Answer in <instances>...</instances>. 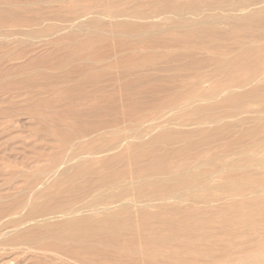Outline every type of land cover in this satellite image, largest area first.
<instances>
[{
	"label": "rangeland",
	"instance_id": "rangeland-1",
	"mask_svg": "<svg viewBox=\"0 0 264 264\" xmlns=\"http://www.w3.org/2000/svg\"><path fill=\"white\" fill-rule=\"evenodd\" d=\"M34 1L0 0V264H264V16H248L264 2L251 7L260 0ZM124 200L130 204L120 208ZM108 203L119 209L91 224L72 227L62 218Z\"/></svg>",
	"mask_w": 264,
	"mask_h": 264
},
{
	"label": "bare ground",
	"instance_id": "bare-ground-1",
	"mask_svg": "<svg viewBox=\"0 0 264 264\" xmlns=\"http://www.w3.org/2000/svg\"><path fill=\"white\" fill-rule=\"evenodd\" d=\"M35 1H36V0H35ZM35 1H34V2H35ZM39 1H40V0H39ZM41 1H42V0H41ZM46 1H48V0H46ZM57 1H58V0H57ZM60 1H62V0H60ZM83 1H84V0H83ZM97 1H98V0H97ZM99 1H100V0H99ZM108 1H109V0H108ZM227 1H228V0H227ZM247 1H248V0H247ZM256 1H257V0H256ZM44 2H45V1H44ZM49 2H50V1H49ZM90 2H91V1H90ZM94 2H95V1H94ZM115 2H116V0H115ZM118 2H119V1H118ZM249 2H251V1L249 0ZM263 2H264V0H260V1L255 2V3L251 2V3L248 4V6H251V7H252V6H254V5L256 6V4L261 5L260 3H263ZM24 3H25V2H24ZM113 3H114V2H113ZM14 4H15V3H14ZM31 4H32V3H31ZM71 4H72V3H71ZM103 4H104V2H103ZM123 4H124V3H123ZM184 4H185V3H184ZM198 4H199V3H198ZM215 4H217V2H216ZM218 4H219V3H218ZM218 4H217V5H218ZM22 5H23V4H22ZM28 5H29V4H28ZM38 5H39V4H38ZM66 5H67V4H66ZM91 5H92V4H91ZM219 5H221V4H219ZM9 6H10V5H9ZM14 6H15V5H14ZM41 6H42V5H41ZM103 6H104V5H103ZM132 6H133V5H132ZM195 6H196V5H195ZM215 6H216V5H215ZM73 7H74V6H73ZM178 7L181 8L182 6H181V7L178 6ZM191 7H192V5H191ZM232 7H233V6H232ZM236 7H237V6H236ZM246 7H247V6H246ZM246 7H244V8H246ZM251 7H250V8H251ZM19 8H20V7H19ZM22 8H23V7H22ZM26 8H27V7H26ZM30 8H33V7H30ZM35 8H37V7L35 6ZM38 8H39V7H38ZM45 8H46V7H45ZM62 8H63V7H62ZM182 8H183V7H182ZM184 8H186V7H184ZM202 8H203V6H202ZM202 8H200V9H202ZM205 8H206V7H205ZM230 8H231V7H230ZM250 8H249V9H250ZM67 9H68V8H67ZM71 9H72V8H71ZM93 9H94V8H93ZM233 9H234V7H233ZM249 9L246 8V10H249ZM8 10H9V9H8ZM11 10H12V9H11ZM28 10H30V9H28ZM32 10H33V9H32ZM60 10H61V9H60ZM62 10H63V9H62ZM184 10H185V9H184ZM187 10H188V9H187ZM222 10H223V9H222ZM236 10H237V9H236ZM241 10H242V8H241ZM246 10H245V11H246ZM19 11H20V10H19ZM22 11H23V10H22ZM91 11H92V10H91ZM197 11H198V10H197ZM215 11H216V10H215ZM234 11H235V10H234ZM237 11H239V10H237ZM23 12H24V11H23ZM25 12H26V11H25ZM25 12H24V13H25ZM33 12H34V11H33ZM61 12H62V11H61ZM180 12H183V11H180ZM199 12H201V10H200ZM224 12H225V10H224ZM229 12H230V11H229ZM243 12H244V9H243ZM66 13H67V12H66ZM202 13H203V12H202ZM204 13H205V12H204ZM226 13H227V11H226ZM85 14H86V13H85ZM99 14H100V13H99ZM99 14H98V15H99ZM107 14H108V13H107ZM168 14H169V13H168ZM192 14H193V13H192ZM10 15H11V14H10ZM173 15H175V14H173ZM190 15H191V14H190ZM201 15H202V14H201ZM39 16H41V15H39ZM99 16H100V15H99ZM101 16H102V15H101ZM112 16H113V15H112ZM114 16H115V15H114ZM114 16H113V17H114ZM124 16H125V15H124ZM124 16H122V17L125 18ZM163 16H164V15H163ZM178 16H179V15H178ZM178 16H177V17H178ZM199 16H200V15H199ZM214 16H215V15H214ZM214 16H212V17H214ZM248 16H251V17H257V16H260V17H261V16H264V5H263V6H257V7L252 8L251 11H250V14H249ZM248 16L245 17V18H248ZM28 17H29V16H28ZM32 17H33V16H32ZM35 17H36V16H35ZM37 17H38V16H37ZM102 17H103V16H102ZM110 17H111V16H110ZM116 17H117V16H116ZM118 17H119V16H118ZM161 17H162V16H161ZM164 17H165V16H164ZM164 17H163V18H164ZM195 17H196V16H195ZM215 17H216V16H215ZM218 17H219V16H218ZM33 18H34V17H33ZM44 18H45V17H44ZM93 18H94V17H93ZM104 18H106V16H105ZM128 18H130V17L128 16ZM133 18L135 19V17H133ZM133 18H132V19H133ZM158 18H159V16H158ZM158 18H154V19H158ZM175 18H176V17H175ZM198 18H199V17H198ZM227 18H228V17H227ZM38 19H39V18H38ZM94 19H95V18H94ZM107 19H108V18H107ZM109 19H110V18H109ZM109 19H108V20H109ZM113 19H115V18H113ZM116 19H117V18H116ZM120 19H121V18L119 17L118 20H120ZM126 19H127V18H126ZM132 19H130V20L133 21ZM136 19H137V18H136ZM138 19H139V18H138ZM148 19H149V18H148ZM160 19H162V18H160ZM178 19H179V18H178ZM221 19H222V18H221ZM39 20H40V19H39ZM124 20H125V19H124ZM142 20H143V18H142ZM149 20H150V19H149ZM204 20H205V19H204ZM225 20H226V19H225ZM258 20H259V19H258ZM96 21H97V20H96ZM96 21H95V22H96ZM100 21H101V20H100ZM127 21H128V19H127ZM168 21H170V20H168ZM172 21H173V20H172ZM175 21H176V20H175ZM202 21H203V20H202ZM202 21H201V22H202ZM206 21H207V20H206ZM208 21H209V20H208ZM101 22H102V21H101ZM121 22H122V21H121ZM134 22H135V21H134ZM136 22H137V21H136ZM142 22H143V21H142ZM197 22H198V21H197ZM227 22H228V19H227ZM248 22H250V21H248ZM43 23H44V21H43ZM104 23H105V22H104ZM112 23H113V22H112ZM114 23H115V22H114ZM117 23H118V21H117ZM127 23H128V22H127ZM204 23H205V22H204ZM223 23H225V22H223ZM228 23L230 24V22H228ZM234 23H235V22H234ZM260 23H261V22H260ZM260 23H259V24H260ZM38 24H40V23H38ZM86 24H87V23H86ZM95 24H96V23H95ZM125 24H126V23H125ZM175 24H177V22H176ZM216 24H219V23H216ZM244 24H245V22H244ZM246 24H247V23H246ZM259 24H258V25H259ZM81 25H82V24H81ZM89 25H91V24H89ZM98 25H99V24H97V26H98ZM179 25H180V24H179ZM182 25H184V23H183ZM220 25H222V23H221ZM224 25H225V24H224ZM230 25H231V24H230ZM240 25H241V23H240ZM251 25H255V24H251ZM256 25H257V24H256ZM260 25H261V24H260ZM38 26H39V25H38ZM42 26H43V25H42ZM84 26H86V25H84ZM87 26H88V25H87ZM112 26H113V25H112ZM114 26H115V24H114ZM127 26H128V25H127ZM180 26H181V25H180ZM226 26H227V25H226ZM237 26H238V25H237ZM262 26H263V25H262ZM39 27H40V26H39ZM39 27H37V28H39ZM46 27H47V26H46ZM81 27H82V26H81ZM90 27H91V26H90ZM90 27H89V28H90ZM92 27H93V25H92ZM124 27H125V26H124ZM166 27H167V26H166ZM170 27H171V26H170ZM42 28H43V27H42ZM44 28H45V27H44ZM127 28H128V27H127ZM159 28H160V27H159ZM226 28H227V27H226ZM255 28H256V27H255ZM54 29H55V27H54ZM78 29H79V28H78ZM160 29H161V28H160ZM227 29H228V28H227ZM93 30H94V29H93ZM93 30H92V31H93ZM95 30H96V29H95ZM102 30H103V29H102ZM126 30H127V29H126ZM142 30H143V29H142ZM189 30H190V29H189ZM228 30H229V29H228ZM251 30H252V29H251ZM37 31H38V30H37ZM56 31H57V30H56ZM58 31H59V30H58ZM81 31H82V30H81ZM81 31H80V32H81ZM129 31H130V29H129ZM181 31H184V29H182ZM246 31L248 32V30H246ZM252 31H253V30H252ZM252 31H251V32H252ZM94 32H95V31H94ZM97 32H99V31H97ZM102 32H103V31H102ZM120 32H121V31H120ZM138 32H139V31H138ZM224 32H225V31H224ZM236 32H237V31H236ZM254 32H256V31H254ZM56 33H57V32H56ZM141 33H142V32H141ZM195 33H196V32H195ZM85 34H86V33H85ZM112 34H113V33H112ZM133 34H134V33H133ZM136 34H137V33H136ZM196 34H198V31H197ZM228 34H229V33H228ZM235 34H236V33H235ZM70 35H71V34H70ZM94 35H95V34H94ZM131 35H132V34H131ZM226 35H227V34H226ZM232 35H233V34H232ZM255 35H256V34H255ZM1 36H4V35H1ZM64 36H65V35H64ZM88 36H89V35H88ZM88 36H87V37H88ZM200 36H201V35H200ZM200 36H199V37H200ZM202 36H204V35H202ZM233 36H234V35H233ZM233 36H232V37H233ZM204 37H205V36H204ZM0 38H1V37H0ZM188 39H189V38H188ZM258 39H259V38H258ZM263 39H264V38H263ZM134 40H135V39H134ZM136 40H137V38H136ZM139 40H141V39H139ZM139 40H138V41H139ZM143 40H144V39H143ZM254 40H255V39H254ZM70 41H71V40H70ZM78 41H79V39H78ZM156 41H157V40H156ZM195 41H196V40H195ZM203 41H204V40H203ZM255 41H256V40H255ZM21 42H22V41H21ZM207 42H208V41H206V43H207ZM256 42H258V41H256ZM23 43H24V42H23ZM236 43H237V42H236ZM240 43H241V42H240ZM240 43H239V44H240ZM244 43H245V42H244ZM247 43H248V42H247ZM259 43H260V42H259ZM179 44H180V43H179ZM222 44H224V46H225L227 43H226V44H225V43H222ZM229 44H230V43H229ZM233 44H234V43H233ZM237 44H238V43H237ZM245 44H246V43H245ZM252 44H253V43H252ZM262 44H264V43H262ZM183 45H185V44H183ZM241 45L243 46L244 44H241ZM241 45H240V46H241ZM246 45H247V44H246ZM212 46H213V45H212ZM212 46H211V47H212ZM224 46L222 45V47H224ZM229 46H230V45H229ZM242 46H241V47H242ZM247 46H248V45H247ZM252 46H253V45H252ZM256 46H257V43H256ZM263 46H264V45H263ZM215 47H216V46H215ZM236 47H237V46H236ZM236 47H235V48H236ZM254 47H255V45H254ZM189 48H190V47H189ZM212 48H214V47H212ZM227 48H229V47H227ZM233 48H234V46H233ZM235 48H234V49H235ZM237 48H238V47H237ZM251 48H252V47H251ZM263 48H264V47H263ZM166 49H168V48H166ZM229 49H232V48H229ZM257 49H258V46H257ZM257 49H256V50H257ZM197 50H198V49H197ZM251 50H252V49H251ZM71 51H73V50L71 49ZM128 51H129V50H128ZM194 51H195V50H194ZM194 51H193V52H194ZM200 51H201V52H204V51H202V50H200ZM244 51H245V50H244ZM254 51H255V49H254ZM259 51H260V50H258V52H259ZM261 51H262V49H261ZM208 52H209V51H208ZM67 53H68V52H67ZM160 53H161V52H160ZM171 53H172V52H171ZM197 53H198V52H197ZM205 53H206V52H205ZM255 53H256V52H255ZM179 54H181V53H179ZM193 54H194V53H193ZM193 54H192V55H193ZM195 54H196V53H195ZM212 54H213V53H212ZM212 54L210 53V57L213 56ZM218 54H219V53H218ZM218 54H217V55H218ZM74 55H75V54H74ZM66 56H67V55H66ZM90 56H91V55H90ZM190 56H191V55H190ZM194 56H195V55H194ZM215 56H216V55H215ZM227 56H228V55H227ZM244 56H245V55H244ZM83 57H84V56H83ZM86 57H87V56H86ZM91 57H92V56H91ZM111 57H112V56H111ZM197 57H198V56H197ZM197 57H196V58H197ZM231 57H232V56H231ZM242 57H243V54H242ZM172 58H173V56H172ZM175 58H176V57H175ZM192 58H193V56H192ZM194 58H195V57H194ZM201 58H204V57H201ZM211 58H213V57H211ZM218 58H219V57H218ZM235 58H237V57H235ZM67 59H68V58H67ZM84 59H85V58H84ZM199 59H200V57H199ZM215 59H216V58H215ZM79 60H80V59H79ZM93 60H94V59H93ZM163 60H164V59H163ZM168 60H169V59H168ZM170 60H171V59H170ZM183 60H184V57H183ZM203 60L205 61V59H202V61H203ZM208 60H210V59H208ZM216 60H217V59H216ZM239 60H240V59H239ZM42 61H43V60H42ZM68 61H69V60H68ZM106 61H107V60H106ZM172 61H173V59H172ZM190 61H191V60H190ZM192 61H193V59H192ZM194 61H195V60H194ZM221 61H223V60H221ZM75 62H76V61H75ZM98 62H99V61H97V63H98ZM101 62H102V61H101ZM104 62H105V61H104ZM163 62H164V61H163ZM197 62H198V61H197ZM197 62H196V63H197ZM208 62H209V61H208ZM208 62H207V63H208ZM218 62H219V61H218ZM29 63H30V62H29ZM68 63H69V62H68ZM73 63H74V62H73ZM95 63H96V62H95ZM161 63H162V62H161ZM164 63H165V62H164ZM167 63H168V62H167ZM167 63H165V64H167ZM169 63H170V62H169ZM172 63H173V62H172ZM179 63H180V62H178L177 64H179ZM181 63H182V62H181ZM188 63H190V62H188ZM196 63H195V64H196ZM212 63H214V62L212 61ZM215 63H216V62H215ZM231 63L235 64L234 62H231ZM34 64H35V63H34ZM158 64H160V63H158ZM185 64H186V63H185ZM195 64H193V65H195ZM203 64L206 65V63H204V62L202 63V65H203ZM208 64H209V63H208ZM208 64H207V65H208ZM151 65H152V64H151ZM163 65H164V64H163ZM169 65L171 66V64H169ZM175 65H176V63H175ZM188 65H190V64H188ZM191 65H192V64H191ZM193 65H192V66H193ZM199 65H200V63H199ZM213 65H214V64H212V66H213ZM245 65H246V64H245ZM70 66H71V65H70ZM177 66H178V65H177ZM183 66H184V65H183ZM208 66H209V65H208ZM224 66H225V65H224ZM158 67H159V65L157 66V69H158ZM184 67H185V66H184ZM197 67H201V65H200V66H197ZM205 67H207V66H205ZM216 67H217V66H216ZM241 67H242V66H241ZM247 67H248V66H247ZM247 67H246V68H247ZM76 68H77V67H76ZM85 68H86V67H85ZM160 68H161V67H160ZM177 68H178V67H177ZM177 68H175V69L177 70ZM179 68H180V67H179ZM188 68H189V66H188ZM191 68H192V67H191ZM193 68H194V67H193ZM223 68H224V67H223ZM243 68H245V67H243ZM90 69H91V68H90ZM107 69H108V67H107ZM136 69H137V68H136ZM151 69H152V68H151ZM194 69H195V68H194ZM215 69H216V68H215ZM249 69H250V67H249ZM249 69H248L247 71H249ZM99 70H100V69H99ZM110 70H111V69H110ZM113 70H114V69H113ZM144 70H145V69H144ZM144 70H143V71H144ZM161 70H162V69H161ZM173 70H174V69H173ZM197 70H198V69H197ZM201 70H202V69H201ZM201 70H199V71H201ZM203 70H204V68H203ZM206 70H207V69H206ZM209 70H210V69H209ZM216 70H217V69H216ZM234 70H235V68H234ZM254 70H255V69H254ZM73 71H74V70H73ZM141 71H142V70H141ZM164 71H165V70H164ZM241 71H242V70H241ZM250 71H251V70H250ZM256 71H257V70H256ZM84 72H85V71H84ZM119 72H120V71H119ZM129 72H130V71H129ZM137 72H138V71H137ZM183 72H184V71H183ZM214 72H215V70H214ZM217 72H218V71H217ZM54 73H55V72H54ZM94 73H95V72H94ZM130 73H131V72H130ZM143 73H144V72H143ZM178 73H179V72H178ZM185 73H186V71H185ZM227 73H228V72H227ZM251 73H252V72H251ZM68 74H69V73H68ZM86 74H88V72H87ZM120 74H121V73H120ZM181 74H182V73H181ZM186 74H187V73H186ZM193 74H194V73H193ZM225 74H226V73H225ZM47 75H48V74H47ZM81 75H82V74H81ZM98 75H99V74H98ZM109 75H110V74H109ZM124 75H125V74H124ZM129 75H131V74H129ZM132 75H133V74H132ZM177 75H178V74H177ZM179 75H180V74H179ZM182 75H183V74H182ZM184 75H185V74H184ZM208 75H209V74H208ZM210 75H211V74H210ZM243 75H244V74H243ZM245 75H246V74H245ZM107 76H108V75H107ZM115 76H116V75H115ZM175 76H176V75H175ZM188 76H189V74H188ZM212 76H213V75H212ZM250 76H251V75H250ZM43 77H44V75H43ZM49 77H50V76H49ZM117 77H118V76H117ZM117 77H116V78H117ZM153 77H154V76H153ZM153 77H152V78H153ZM171 77H174V75H172ZM179 77H180V76H179ZM179 77H178V78H179ZM189 77H190V76H189ZM231 77H232V76H231ZM240 77H241V76H240ZM152 78H151V81H153ZM186 78H187V76H186ZM222 78H223V77H222ZM81 79H82V78H81ZM111 79H112V78H111ZM181 79H182V78H181ZM181 79H180V80H181ZM207 79H208V78H207ZM236 79H237V78H236ZM25 80H26V79H25ZM35 80H36V79H35ZM115 80H116V79H115ZM146 80H147V79H146ZM172 80H173V79H172ZM211 80H212V78H211ZM247 80H248V79H247ZM258 80H259V79H258ZM78 81H79V80H78ZM89 81H90V80H89ZM91 81H92V80H91ZM95 81H96V80H95ZM119 81H121V80H119ZM148 81H149V80H148ZM160 81H162V80H160ZM165 81H166V80H165ZM208 81H209V80H208ZM245 81H246V80H245ZM23 82H25V81H23ZM23 82L21 81V83H23ZM124 82H125V81H124ZM124 82H123V83H124ZM137 82H138V81H137ZM172 82H173V81H172ZM176 82H177V81H176ZM213 82H214V81H213ZM247 82H248V81H247ZM116 83H117V82H115V84H116ZM128 83H129V82H128ZM149 83H150V82H149ZM173 83H174V82H173ZM250 83H251V82H250ZM23 84H24V83H23ZM75 84H77V82H75ZM89 84H90V83H89ZM89 84H88V85H89ZM111 84H112V83H111ZM111 84H110V85H111ZM129 84H130V83H129ZM133 84H134V83H133ZM163 84L165 85L166 83H163ZM236 84H237V83H236ZM245 84H246V83H245ZM247 84H248V83H247ZM81 85H82V84H81ZM127 85H128V84H127ZM164 85H162V86H164ZM171 85H172V83H171ZM243 85H244V84H243ZM262 85H263V84H262ZM76 86H77V85H76ZM82 86H83V85H82ZM95 86H96V85H95ZM123 86H124V85H123ZM233 86H234V85H233ZM235 86H236V85H235ZM248 86H249V85H248ZM73 87H74V86H73ZM85 87H86V86H85ZM124 87H126V86H124ZM139 87H140V85H139ZM238 87H239V86H238ZM240 87H241V85H240ZM243 87H244V86H243ZM64 88H65V87H64ZM67 88H68V87H67ZM71 88H72V87H71ZM82 88H83V87H82ZM94 88H96V87H94ZM135 88H136V86H135ZM170 88L172 89V88H174V87H170ZM232 88H233V87H232ZM241 88H242V87H241ZM260 88H261V87H260ZM263 88H264V87H263ZM263 88H262V89H263ZM78 89H80V88H78ZM84 89H85V88H84ZM91 89H92V88H91ZM103 89H104V88H103ZM126 89H127V88H126ZM166 89H168V87H167ZM171 89H169V90H171ZM174 89H175V88H174ZM245 89H246V88H245ZM69 90H70V88H69ZM104 90H105V89H104ZM179 90H180V89H179ZM226 90H227V89H226ZM231 90H232V89H231ZM239 90H240V89H239ZM242 90H243V89H242ZM65 91H66V90H65ZM65 91H64V92H65ZM76 91H78V90H76ZM80 91L82 92V90H80ZM80 91H79V93H80ZM164 91L169 92L168 90H164ZM171 91H172V90H171ZM177 91H178V90H177ZM229 91H230V90H229ZM153 92H154V91H153ZM161 92H163V91H161ZM234 92H235V91H234ZM240 92H241V91H240ZM73 93H74V92H73ZM76 93H77V92H76ZM178 93H179V92H178ZM183 93H184V92H183ZM215 93H216V92H215ZM217 93H218V92H217ZM224 93H226V92H224ZM227 93H228V92H227ZM241 93H242V92H241ZM95 94H96V93H95ZM149 94L151 95L150 92H149ZM87 95H89V94H87ZM93 95H94V94H93ZM93 95H92V96H93ZM126 95H127V94H126ZM137 95H138V94H137ZM143 95H144V94H143ZM153 95H154V94H153ZM179 95H180V94H179ZM223 95H224V94H223ZM233 95H234V94H233ZM55 96H56V95H55ZM57 96H58V95H57ZM64 96H65V95H64ZM66 96H67V94H66ZM182 96H183V94H182ZM238 96H242V98L244 97L243 95H238ZM249 96H250V95H249ZM77 97H78V94H77ZM89 97H90V95H89ZM174 97H175V96H174ZM199 97H200V96H199ZM203 97H204V96H203ZM205 97H206V96H205ZM215 97H216V96H215ZM223 97H225V96H223ZM59 98H60V97H59ZM62 98H64V97H62ZM65 98H66V97H65ZM79 98H80V97H79ZM201 98H202V96H201ZM221 98H222V97H221ZM60 99H61V98H60ZM86 99H87V96H86ZM123 99H124V98H123ZM123 99H122V100H123ZM140 99H141V98H140ZM144 99H145V98H144ZM192 99H193V98H192ZM207 99H208V98H207ZM44 100H45V99H44ZM71 100H72V99H71ZM142 100H143V99H142ZM173 100H174V99H173ZM210 100H212V99H210ZM210 100H209V102H210ZM214 100H215V99H214ZM193 101L195 102V100H193ZM193 101H192V102H193ZM198 101H199V100H198ZM82 102H83V100H82ZM196 102H197V101H196ZM200 102H201V101H200ZM203 102H205V101H203ZM207 102H208V101H207ZM231 102H232V101H231ZM241 102H242V101H241ZM63 103H64V102H63ZM63 103H62V104H63ZM85 103H86V102H85ZM186 103H187V102H186ZM190 103H191V102H190ZM197 103H199V102H197ZM214 103H215V101H214ZM53 104H54V103H53ZM57 104H58V103H57ZM211 104H212V103H211ZM115 105H116V104H114V106H115ZM117 105H118V104H117ZM154 105H155V104H154ZM156 105H157V104H156ZM184 105H185V104H184ZM186 105H187V104H186ZM218 105H219V104H218ZM220 105H221V104H220ZM234 105H235V104H234ZM241 105H242V104H241ZM244 105H245V104H244ZM165 106H166V105H165ZM187 106H188V105H187ZM200 106H201V105H200ZM49 107H51V106H49ZM57 107H58V106H57ZM78 107H79V106H78ZM87 107H88V106H87ZM150 107H151V106H150ZM159 107H160V106H158V108H159ZM166 107H167V106H166ZM170 107H171V106H170ZM172 107H173V105H172ZM183 107H184V106H183ZM188 107H189V106H188ZM190 107H192V105H191ZM195 107H196V105H195ZM214 107H215V106H214ZM231 107H232V106H231ZM33 108H34V107H33ZM107 108H108V107H107ZM154 108H155V107H154ZM162 108H163V107H162ZM173 108H174V107H173ZM179 108H180V107H179ZM197 108H198V107H197ZM216 108H217V107H216ZM228 108H229V107H228ZM34 109H35V108H34ZM46 109H47V108H46ZM56 109H57V108H56ZM64 109H65V108H64ZM75 109H76V107H75ZM77 109H78V108H77ZM94 109H95V108H93V110H94ZM99 109H100V108H99ZM163 109H165V108H163ZM170 109H171V108H170ZM177 109H178V107H177ZM187 109H188V108H187ZM189 109H190V108H189ZM192 109H193V107H192ZM192 109H191V110H192ZM202 109H203V106L201 107V109H199V110H197V111H200V110H201V114H202V111H204V110H202ZM239 109H240V108H239ZM54 110H55V109H54ZM73 110H74V109H73ZM80 110H81V109H80ZM96 110H97V109H96ZM107 110H108V109H107ZM113 110H114V109H113ZM113 110H112V111H113ZM172 110H173V109H172ZM174 110H176V109H174ZM195 110H196V109H195ZM229 110H230V109H229ZM41 111H43V110H41ZM46 111H47V110H46ZM59 111H60V110H59ZM65 111H66V110H65ZM88 111H89V109H88ZM99 111H100V110H99ZM110 111H111V110H110ZM110 111H109V114H110ZM178 111H179V110H178ZM189 111H190V110H189ZM193 111H194V110H193ZM217 111H218V109H217ZM230 111H231V110H230ZM230 111H228V112H230ZM51 112H52V111H51ZM53 112H54V111H53ZM60 112H62V111H60ZM60 112H59V113H60ZM175 112H176V111H175ZM223 112H225V111H223ZM231 112H232V111H231ZM233 112H234V111H233ZM233 112H232V113H233ZM103 113H104V112H103ZM169 113H170V112H169ZM195 113H196V112H195ZM214 113H215V112H214ZM214 113H212V114H214ZM56 114H57V113H56ZM111 114H112V112H111ZM113 114H115V113H113ZM116 114H117V113H116ZM170 114H171V113H170ZM182 114H183V113H182ZM201 114H197V115L202 116ZM225 114H226V112H225ZM227 114H228V113H227ZM238 114H239V113H238ZM256 114H257V113H256ZM258 114H259V113H258ZM70 115H71V114H70ZM70 115H69V116H70ZM93 115H94V114H93ZM93 115H92V116H93ZM175 115H176V114H174L173 116H175ZM178 115H180V113H179ZM189 115H190V114H189ZM189 115H188V116H189ZM56 116H57V115H56ZM95 116H96V115H95ZM113 116H114V115H113ZM113 116H111V117H113ZM205 116H206V115H205ZM235 116H236V113H235ZM246 116H247V115H246ZM65 117H66V116H65ZM175 117H176V116H175ZM197 117H199V116H197ZM231 117H232V116H231ZM233 117H234V116H233ZM236 117H237V116H236ZM239 117H242V116H239ZM184 118H185V117H184ZM187 118H188V117H187ZM187 118H186V119H187ZM194 118H196V117H194ZM242 118H243V117H242ZM104 119H105V118H104ZM230 119H231V118H230ZM238 119H239V118H238ZM245 119H246V118H245ZM53 120H54V118H53ZM64 120H65V119H64ZM94 120H96V119H94ZM98 120H99V118H98ZM98 120H97V121H98ZM100 120H101V119H100ZM100 120H99V121H100ZM188 120H189V119H188ZM197 120H199V119H196V122H197ZM215 120H216V119H215ZM215 120H213V121H215ZM226 120H227V119H226ZM226 120H225V121H226ZM231 120H233V119H231ZM235 120H237V119H235ZM248 120H249V119H248ZM55 121H56V119H55ZM57 121H60V120H57ZM57 121H56V122H57ZM70 121H71V120H70ZM91 121H92V120H91ZM107 121H108V120H107ZM109 121H110V120H109ZM176 121H177V120H176ZM213 121H210V122H213ZM217 121H218V120H217ZM221 121H224V120H221ZM227 121H228V120H227ZM250 121H251V120H250ZM65 122H66V120H65ZM95 122H96V121H95ZM200 122L202 123V121H200ZM231 122H232V121H231ZM235 122H236V121H235ZM242 122H244V121H242ZM242 122H241V123H242ZM251 122H252V121H251ZM66 123H67V122H66ZM68 123H69V122H68ZM96 123H97V122H96ZM173 123H174V121H173ZM175 123H176V124H177V123L179 124V121H178V122H175ZM187 123L189 124L190 122H187ZM203 123H204V122H203ZM215 123H217V122H215ZM226 123H227V122H226ZM226 123H225V124H226ZM233 123H234V122H233ZM236 123L239 124V122H236ZM241 123H240V124H241ZM64 124H65V123H64ZM90 124H91V123H90ZM169 124L171 125V123H169ZM208 124H209V123H208ZM223 124H224V123H223ZM230 124H231V123H230ZM243 124H244V123H243ZM79 125H80V124H79ZM101 125H103V123H102ZM157 125H158V124H157ZM157 125H156V126H157ZM163 125H164V124H163ZM192 125H193V124H192ZM195 125H197V124H195ZM202 125H203V124H202ZM202 125H201V126H202ZM209 125H210V124H209ZM209 125H208V126H209ZM220 125H221V124H220ZM220 125H219V127H220ZM231 125H232V124H231ZM248 125H249V124H248ZM73 126H74V125H73ZM80 126H81V125H80ZM106 126H107V125H105V127H106ZM111 126H112V125H111ZM164 126H165V125H164ZM167 126H168V125H167ZM167 126H166V127H167ZM193 126H194V125H193ZM198 126H199V124H198ZM215 126H217V125H215ZM215 126H214V127H215ZM244 126H245V125H244ZM57 127H58V126H57ZM86 127H87V126H86ZM88 127H89V130H90L91 127H92L91 129H93V126H91V127L88 126ZM103 127H104V126H103ZM103 127H102V128H103ZM108 127H110V126H108ZM168 127H170V126H168ZM175 127H176V126H175ZM195 127H196V126H195ZM223 127H224V126H223ZM226 127H227V126H226ZM226 127H225V130H226ZM228 127H230V126H228ZM241 127H243V126H241ZM258 127H259V126H258ZM95 128H96V127H95ZM102 128H101V129H102ZM117 128H118V127H117ZM177 128H178V127H177ZM204 128H205V127H204ZM204 128H203V129H204ZM230 128H231V127H230ZM230 128H228V129H230ZM76 129H77V128H76ZM118 129H119V128H118ZM132 129H133V128H132ZM159 129H160V128H159ZM164 129H165V128H164ZM170 129H171V128H170ZM175 129H176V128H175ZM185 129H186V127H185ZM196 129H198V128H196ZM196 129H195V130H196ZM203 129H202V130H203ZM216 129H217V128H216ZM216 129L214 128L215 131L218 130V129H217V130H216ZM231 129H232V128H231ZM237 129H239V127H238ZM240 129H242V128H240ZM240 129H239V130H240ZM77 130H78V129H77ZM96 130H97V129H96ZM171 130H172V129H171ZM171 130H168L169 133H171V132H170ZM199 130H200V129H199ZM223 130H224V129H223ZM243 130H244V129H243ZM245 130H246V129H245ZM245 130H244V131H245ZM258 130H259V129H258ZM81 131H82V130H81ZM118 131H119V130H118ZM118 131H116V132H118ZM162 131H163V130H162ZM174 131H175V130H174ZM215 131H214V132H215ZM259 131H260V130H259ZM261 131H262V129H261ZM77 132H78V131H77ZM77 132H76V133H77ZM85 132H86V131H85ZM87 132H88V131H87ZM89 132H90V131H89ZM96 132H97V131H96ZM143 132H145V129H144ZM146 132H147V131H146ZM159 132H160V131H159ZM175 132H176V131H175ZM205 132H206V131H205ZM207 132H208V131H207ZM210 132H212V130H210ZM221 132H222V131H221ZM73 133H74V132H73ZM82 133H83V132H82ZM110 133H111V132H110ZM147 133H148V132H147ZM165 133H166V132H165ZM165 133H164V135H167V134H168V132H167V134H165ZM177 133H178L179 136H180V133H179V132H177ZM177 133H176V134H177ZM191 133H195V132H191ZM191 133H189V134H191ZM199 133H201V132H199ZM243 133H244V132H243ZM61 134H62V133H61ZM84 134H86V133H84ZM99 134H100V133H99ZM107 134H108V133H107ZM148 134H149V133H148ZM151 134H152V132H151ZM157 134L160 135V133H157ZM162 134H163V133H161V136H162ZM186 134H188V133H186ZM189 134H188V135H189ZM203 134H204V133H203ZM211 134H212V133H211ZM215 134H216V133H215ZM230 134H231V133H230ZM262 134H263V133H262ZM57 135H60V134H57ZM63 135H64V133H63ZM82 135H83V134H82ZM86 135H87V134H86ZM158 135H156V133H155V137L158 136ZM164 135H163V136H164ZM182 135H183V134H182ZM213 135H214V133H213ZM220 135H221V134H220ZM227 135H228V134H227ZM244 135H245V134H244ZM257 135H258V134H257ZM263 135H264V134H263ZM78 136H79V135H78ZM144 136H145V135H144ZM150 136H152V135H150ZM161 136H160V137H161ZM163 136H162V137H163ZM176 136H177V135H176ZM184 136H185V133H184ZM195 136H196V135H195ZM195 136H194V137H195ZM231 136H232V135H231ZM234 136H235V135H234ZM81 137H82V136H81ZM85 137H86V136H85ZM147 137H148V136H147ZM158 137H159V136H158ZM162 137L160 138L161 140H163ZM169 137L171 138L170 134H169ZM185 137H186V136H185ZM189 137L191 138L192 136L189 135ZM214 137H215V136H214ZM217 137H218V136H217ZM219 137H220V136H219ZM221 137H222V136H221ZM223 137H224V135H223ZM228 137H229V136H228ZM64 138L66 139V137H64ZM79 138H80V137H79ZM141 138H142V135H141ZM143 138H144V137H143ZM151 138H152V137H151ZM170 138H169V139H170ZM172 138H173V137H172ZM205 138H206V137H205ZM209 138H210V137H209ZM230 138H231V137H230ZM230 138H229V139H230ZM83 139H84V138H83ZM133 139H134V138H133ZM138 139H140V138H138ZM157 139H158V138H156V140H157ZM167 139H168V138H167ZM182 139H183V138H182ZM185 139H186V138H185ZM198 139H199V138H198ZM79 140H80V139H79ZM81 140H82V139H81ZM128 140H129V139H128ZM151 140H152V139H151ZM165 140H166V139H165ZM171 140H172V139H171ZM174 140H175V139H174ZM187 140L190 141L189 138H188ZM187 140H186V142H187ZM201 140H202V139H201ZM206 140H207V139H206ZM220 140H221V139H220ZM238 140H239V139H238ZM123 141H124V140H123ZM129 141H130V140H129ZM153 141H154V139L152 140V142H153ZM158 141H159V140H157V142H158ZM234 141H235V140H234ZM241 141H242V140H241ZM248 141H250V140H248ZM252 141H253V140H252ZM78 142H79V141H78ZM121 142H122V141H121ZM148 142H150V141H148ZM162 142H163V141H162ZM170 142H171V141H170ZM173 142H174V141H173ZM191 142H192V141H191ZM202 142H203V141H202ZM246 142H247V141H246ZM253 142H254V141H253ZM72 143H73V142H72ZM103 143H104V142H103ZM153 143H154V142H153ZM184 143H185V141H184ZM198 143L200 144V142H198ZM210 143H211V141H210ZM210 143H208V144H210ZM233 143H234V142H233ZM120 144H121V143H120ZM149 144H151V143H149ZM190 144H192V143H190ZM72 145H73V144H72ZM107 145H108V144H107ZM116 145H117V144H116ZM146 145H148V143H147ZM168 145H169V144H168ZM172 145H173V144H172ZM179 145H180V144H179ZM193 145H194V144H193ZM197 145H198V144H197ZM197 145H196V146H197ZM111 146H112V145H111ZM120 146H121V145H120ZM149 146H150V145H149ZM182 146H184V145H182ZM115 147H116V146H115ZM173 147H174V146H173ZM180 147H181V146H180ZM194 147H195V145H194ZM206 147H207V146H206ZM233 147H234V146H233ZM251 147H252V146H251ZM103 148H104V147H103ZM112 148H114V146H113ZM116 148H117V147H116ZM126 148H127V147H126ZM143 148H144V147H143ZM186 148H187V147H186ZM197 148H198V147H197ZM253 148H254V147H253ZM260 148H261V147H260ZM114 149H115V148H114ZM146 149H147V148H146ZM164 149H165V148H164ZM183 149H184V147H183ZM192 149H193V148H192ZM251 149H252V148H251ZM110 150H111V149H110ZM170 150H171V149H170ZM172 150H173V149H172ZM172 150H171V151H172ZM176 150H177V149H176ZM176 150H175V151H176ZM179 150H180V149H178L177 151L180 153V151H182V150H180V151H179ZM185 150H186V149H184V151H185ZM195 150H196V148H195ZM195 150H192V151H195ZM197 150H199V149H197ZM228 150H229V149H228ZM240 150H241V149H240ZM262 150H264V149L262 148ZM108 151H109V150H108ZM138 151H139V150H138ZM162 151H163V150H162ZM229 151H230V150H229ZM236 151H237V149H236ZM247 151H248V150H247ZM260 151H261V150H260ZM89 152H91V151H89ZM155 152H156V150H155ZM157 152H158V151H157ZM159 152H161V151H159ZM188 152H189V151H188ZM231 152H232V150H231ZM231 152H230V153H231ZM234 152H235V151H234ZM129 153H130V152H129ZM210 153H211V152H210ZM230 153H228V154H230ZM242 153H243V152H242ZM88 154H89V153H88ZM103 154H104V153H103ZM219 154H220V153H219ZM148 155H149V154H148ZM182 155H183V154H182ZM220 155H221V154H220ZM222 155H223V154H222ZM222 155L219 156V158H221ZM226 155H227V154H226ZM238 155H239V154H238ZM241 155H242V154H241ZM261 155H263V154H261ZM140 156H141V155H140ZM140 156H139V157H140ZM142 156H143V155H142ZM145 156H147V155H145ZM172 156H173V154H172ZM180 156H181V155H180ZM183 156H186V155H183ZM243 156H244V155H243ZM69 157H71V156H69ZM135 157H136V155H135ZM192 157H193V156H192ZM217 157H218V156H217ZM217 157H216V158H217ZM226 157H227V156H226ZM73 158H75V157H73ZM76 158H77V157H76ZM90 158H91V157H90ZM90 158H89V159H90ZM126 158H127V157H126ZM179 158H180V157H179ZM179 158H176V159L178 160ZM189 158H190V157H189ZM231 158H232V157H231ZM238 158H241V157L239 156ZM238 158H237V160H238ZM251 158L254 159L253 162L251 161V164L253 163V165H256V166H257V165H258V159L256 158V156H251ZM261 158H262V157H261ZM263 158H264V157H263ZM70 159H71V158H69V160H70ZM135 159H137V157H136ZM160 159H161V158H160ZM174 159H175V158H174ZM185 159H186V158H185ZM190 159H192V158H190ZM203 159H205V158H203ZM223 159H224V158H223ZM245 159H246V158H245ZM245 159H244V161H245ZM62 160H65V159H62ZM69 160H68V161H69ZM126 160H127V159H126ZM140 160H141V159H140ZM151 160H153V159H151ZM187 160H188V159H187ZM192 160H193V159H192ZM192 160H191V161H192ZM213 160H214V159H213ZM231 160H232V159H231ZM231 160H230V161H231ZM246 160H247V159H246ZM59 161H60V160H59ZM129 161H130V160H129ZM147 161H149V160H147ZM156 161H159V160L156 159ZM191 161H190V162H191ZM194 161H195V160H194ZM232 161H233V160H232ZM247 161H248V160H247ZM249 161H250V158H249ZM249 161H248V162H249ZM74 162H75V161H74ZM76 162H78V159H77ZM90 162H91V161H90ZM108 162H109V161H108ZM123 162H124V161H123ZM137 162H138V161H137ZM150 162H151V161H150ZM164 162H165V160H164ZM190 162H189V163H190ZM196 162H197V161H195V163H196ZM200 162H201V164H202V161H201V160H200ZM222 162H223V160H222ZM245 162H246V161H245ZM110 163H112V162H110ZM127 163H128V162H127ZM130 163H131V161H130ZM140 163H141V162H140ZM145 163H146V162H145ZM175 163H177V161H176ZM183 163H184V162H183ZM233 163H234V162H233ZM246 163H247V162H246ZM73 164H74V163H73ZM73 164H72V165H73ZM90 164H91V163H90ZM128 164H129V163H128ZM135 164H136V163H135ZM158 164H160V162H159ZM181 164H182V163H181ZM185 164H186V163H185ZM196 164H197V163H196ZM201 164H200V165H201ZM214 164H215V163H214ZM228 164H229V163H228ZM108 165H109V163H108ZM137 165H138V164H137ZM163 165H164V164H163ZM170 165H171V164H170ZM177 165H179V164H177ZM234 165H235V164H233V166H234ZM243 165H244V162H243ZM58 166H59V165H58ZM63 166H64V165H63ZM63 166H62V167H63ZM168 166H169V165H168ZM194 166H195V165H194ZM71 167H72V166H71ZM151 167H152V166H151ZM190 167H191V166H190ZM190 167H189V168H190ZM192 167H193V166H192ZM201 167H202V166H201ZM221 167H222V166H221ZM223 167H224V166H223ZM228 167H231V166L229 165ZM253 167H254V166H252V168H253ZM60 168H61V167H60ZM60 168H57V169H60ZM69 168H70V167H69ZM149 168H150V166H149ZM167 168L169 169V167H167ZM180 168H181V167H180ZM189 168H187V169H189ZM203 168L205 169V167H203ZM203 168H202V169H203ZM224 168H225V167H224ZM243 168H244V167H243ZM245 168H246V167H245ZM57 169H55L56 173H57ZM90 169H92V168H90ZM145 169L147 170L146 167H145ZM182 169H183V167H182ZM240 169H241V168H240ZM248 169H251V167H250V168L248 167L247 170H248ZM263 169H264V168H263ZM263 169H262L261 171H263ZM148 170H149V169H148ZM226 170H227V169H226ZM231 170H232V169H231ZM255 170H257V169H255ZM55 171H54V173H55ZM85 171H86V170H85ZM165 171H166V170H165ZM180 171H181V170H180ZM180 171H179V172H180ZM190 171H192V170H190ZM190 171L188 170L187 172H190ZM240 171H241V170H240ZM52 172H53V171H52ZM138 172H139V171H138ZM147 172H148V171H147ZM167 172H169V171H167ZM174 172H175V171H174ZM185 172H186V170H185ZM195 172H196V171H195ZM218 172H219V171H218ZM218 172H217V173H218ZM224 172H226V171H224ZM224 172L222 171V173H224ZM248 172H249V171H248ZM252 172H253V171H252ZM257 172H258V171H257ZM56 173H55V174H56ZM143 173H144V172H143ZM175 173H176V172H175ZM208 173H209V172H208ZM208 173H206V174H208ZM215 173H216V172H215ZM241 173H242V172H241ZM241 173H238V174H241ZM246 173H247V172H246ZM246 173H245V174H246ZM262 173H263V172H262ZM262 173H261V174H262ZM44 174H45V173H44ZM86 174H88V173H86ZM167 174H168V173H167ZM167 174H166V175H167ZM172 174H174V173H172ZM178 174H179V173H178ZM178 174H177V175H178ZM183 174H185V173L183 172ZM190 174H191V173H190ZM194 174H196V173H194ZM248 174H249V173H248ZM50 175H51V173H50ZM50 175H49V176H50ZM57 175H58V174H57ZM61 175H62V174H61ZM64 175H65V174H64ZM201 175H202V174H201ZM49 176H48V177H49ZM74 176H76V175H74ZM82 176H83V175H82ZM180 176H181V174H180ZM183 176H184V175H183ZM185 176H187V174H186ZM238 176H240V175H238ZM261 176H262V175H261ZM70 177H71V176H70ZM88 177H89V176H88ZM91 177H92V176H91ZM150 177H151V176H150ZM171 177H172V176H171ZM173 177H175V176H173ZM191 177H192V176H191ZM204 177H205V175H204ZM207 177H208V176H207ZM243 177H244V176H243ZM257 177H258V175H257ZM55 178H57V177H55ZM82 178H83V177H82ZM86 178H87V177H86ZM154 178H155V176H154ZM168 178H169V176H168ZM184 178H185V177H184ZM188 178H189V177H188ZM197 178H198V176H197ZM222 178H223V177H222ZM222 178H221V179H222ZM246 178H248V176H246L244 179H246ZM253 178H254V176H253ZM258 178H259V177H258ZM142 179H144V178H142ZM174 179H175V178H174ZM177 179H178V178H177ZM199 179H200V178H199ZM214 179H215V178H214ZM218 179H220V177H219ZM224 179H225V178H224ZM226 179H227V178H226ZM229 179H230V178H229ZM236 179H237V178H236ZM254 179H255V178H254ZM45 180H47V179H45ZM84 180H85V179H84ZM132 180H133V179H132ZM164 180H165V179H164ZM168 180H169V179H168ZM195 180H196V179H195ZM222 180H223V179H222ZM239 180H240V179H239ZM246 180H247V179H246ZM251 180H252V179H251ZM66 181H67V180H66ZM128 181H129V180H128ZM136 181H137V180H136ZM173 181H174V180H173ZM175 181H176V180H175ZM192 181H193V180H192ZM192 181H191V182H192ZM205 181H207V180L205 179ZM212 181H213V179H212ZM214 181H215V180H214ZM218 181H219V180H218ZM220 181H221V180H220ZM236 181H237V180H236ZM236 181H235V182H236ZM244 181H245V180H244ZM57 182H59V181H57ZM130 182H131V181H130ZM178 182H179V181H178ZM246 182H247V181H246ZM43 183H44V182H43ZM118 183H119V182H118ZM166 183H167V182H166ZM168 183H170V182H168ZM192 183H193V182H192ZM204 183H205V182H204ZM211 183H212V182H211ZM211 183H208V184H211ZM231 183H232V182H231ZM252 183H253V182H252ZM66 184H67V183H66ZM114 184H115V183H114ZM133 184H134V183H133ZM216 184H217V183H216ZM218 184H219V183H218ZM221 184H222V183H221ZM236 184L238 185V182H237ZM67 185H68V184H67ZM69 185H70V184H69ZM105 185H106V184H105ZM134 185H135V184H134ZM184 185H185V184H184ZM225 185H226V184H225ZM230 185H231V184H230ZM240 185H241V182H240ZM244 185H245V184H244ZM247 185H248V184H247ZM255 185H257V183H256ZM255 185H254V186H255ZM259 185H262V183H261V184L259 183ZM259 185H258V186H259ZM49 186H50V185H49ZM173 186H174V185H173ZM180 186L182 187L183 185H180ZM216 186H217V185H216ZM238 186H239V185H238ZM254 186H253V187H254ZM47 187H48V186H47ZM100 187H101V186H100ZM104 187H105V186H104ZM186 187H187V186H186ZM194 187H195V186H194ZM214 187H215V185H214ZM220 187H222V186H220ZM227 187H230V186H227ZM241 187H242V186H241ZM243 187H244V186H243ZM255 187H256V186H255ZM255 187H254V188H255ZM170 188H171V187H170ZM174 188H175V187H174ZM183 188H184V187H183ZM183 188H181V189H183ZM211 188H212V187H211ZM223 188H226V187H223ZM112 189H113V188H112ZM185 189H186V188H185ZM220 189H222V188H219V190H220ZM226 189H227V188H226ZM229 189H230V188H229ZM242 189H243V188H242ZM257 189H259V188H257ZM42 190H43V189H42ZM94 190H95V189H94ZM99 190H100V189H99ZM109 190H110V189H109ZM117 190H118V189H117ZM133 190H135V189H133ZM167 190H168V189H167ZM183 190H184V189H183ZM194 190H195V189H194ZM203 190H205V189H203ZM207 190H208V189H207ZM211 190H212V189H211ZM245 190H246V189H245ZM253 190H255V189H253ZM81 191H82V190H81ZM96 191H97V190H96ZM221 191H222V190H221ZM230 191H231V189H230ZM259 191H260V190H259ZM52 192H53V191H52ZM69 192H70V191H69ZM72 192H74V191H72ZM77 192H78V191H77ZM167 192H168V191H167ZM170 192H171V191H170ZM170 192H169V193H170ZM260 192H261V191H260ZM260 192H259V193H260ZM46 193H47V192H46ZM67 193H68V192H67ZM188 193H189V192H188ZM188 193H187V194H188ZM251 193H252V191H251ZM33 194H34V193H33ZM181 194H182V193H181ZM181 194H180V195H181ZM234 194H235V193H234ZM252 194H253V193H252ZM74 195H75V194H74ZM177 195H178V194H177ZM182 195H183V194H182ZM185 195H186V193H185ZM212 195H213V194H212ZM249 195H250V194H249ZM260 195H261V194H260ZM30 196H31V195H30ZM174 196H175V195H174ZM186 196H187V195H186ZM199 196L201 197V195H199ZM216 196H217V195H216ZM242 196H243V195H242ZM246 196H247V195H246ZM246 196H245L244 198H246ZM250 196H252V195H250ZM255 196H257V195H255ZM255 196H252V198L255 197ZM261 196H262V195H261ZM218 197H219V196H218ZM257 197H258V196H257ZM92 198H93V196H92ZM172 198H173V197H172ZM183 198H184V196H183ZM204 198H205V197H204ZM207 198H208V197H207ZM212 198H213V197H212ZM223 198H224V197H223ZM225 198H226V197H225ZM227 198H228V197H227ZM259 198L261 199L260 196H259ZM262 198H263V197H262ZM169 199H171V198H169ZM180 199H181V197H180ZM184 199H185V198H184ZM184 199H183V200H184ZM219 199H220V198H219ZM246 199H247V198H246ZM67 200H68V199H67ZM126 200H127V199H126ZM174 200H175V199H174ZM225 200H226V199H225ZM229 200H230V199H229ZM232 200H233V199H232ZM236 200H237V199H236ZM124 201H125V200H124ZM130 201H131V200H130ZM130 201L128 200V201H125V202H123V203L121 202L122 204H121L119 207H120V208H124V206L127 207V206L130 204ZM181 201H182V200H181ZM195 201H196V200H195ZM198 201H199V200H198ZM219 201H221V200H219ZM222 201H223V200H222ZM249 201H250V200H249ZM46 202H47V201H46ZM48 202H49V201H48ZM132 202H133V201H132ZM153 202H155V201H153ZM156 202H157V201H156ZM167 202H169V201H167ZM186 202H187V201H186ZM227 202H228V201H227ZM232 202H233V201H232ZM250 202H251V201H250ZM253 202H254V201H253ZM256 202H257V201L255 200V203H256ZM139 203H140V202H139ZM146 203H147V202H146ZM158 203H159V202H158ZM196 203H197V202H196ZM200 203H201V202H200ZM255 203H254L253 205H255ZM258 203H259V202H258ZM28 204H29V203H28ZM118 204H119V203H118ZM147 204H148V203H147ZM175 204H176V203H175ZM228 204H229V203H228ZM256 204H257V203H256ZM262 204H263V203H262ZM139 205H140V204H139ZM161 205H162V204H161ZM199 205H200V204H199ZM217 205H218V204H217ZM236 205H237V204H236ZM249 205H250V204H248V206H249ZM258 205H259V204H258ZM97 206H98V205H97ZM100 206H101V205H100ZM100 206H99V207H95V208H93V209H90L88 212H87V211H86V212L77 211V212H72V213H68V212H67V213H65V215L63 214L64 217H62V218L65 219L67 225H70V226H72V227H76V226H82V225L85 224V223L91 224V223H92V219H93L94 217L99 216V215H101V214H112V213L115 212L116 209H119V207L115 206L113 203H108V204H106V205L103 206V207H100ZM154 206H156V205H154ZM177 206H178V205H177ZM215 206H216V205H215ZM232 206H233V204H232ZM251 206H252V204L250 205V207H251ZM255 206H256V205H255ZM216 207H217V206H216ZM218 207H219V206H218ZM218 207H217V208H218ZM222 207H224V206H222ZM222 207H221V208H222ZM227 207H228V206H227ZM244 207H245V206H244ZM252 207H253V206H252ZM252 207H251V208H252ZM73 208H74V207H73ZM146 208H148V207H146ZM174 208H175V207H174ZM234 208H235V207H233V209H234ZM238 208H239V207H238ZM253 208H254V207H253ZM261 208H262V207H261ZM85 209H88V208H85ZM153 209H154V208H153ZM176 209H177V208H176ZM231 209H232V208H231ZM236 209H237V208H236ZM239 209H240V208H239ZM239 209H238V211H239ZM242 209H243V208H242ZM246 209H247V208H246ZM248 209H249V208H248ZM83 210H84V209H83ZM165 210H166V209H165ZM215 210H216V209H215ZM224 210H225V209H224ZM255 210H257V209H255ZM174 211H175V210H174ZM195 211H196V210H195ZM208 211H209V210H208ZM211 211H212V210H211ZM230 211H231V210H230ZM233 211H234V213H235V210H233ZM43 212H44V211H43ZM69 212H71V210H70ZM78 212H81V213H78ZM204 212H205V211H204ZM209 212H210V211H209ZM249 212H250V211H248V213H249ZM253 212H254V211H253ZM256 212H257V211H255V213H256ZM197 213H199V212H197ZM197 213H195V214H197ZM236 213H237V212H236ZM176 214H177V213H176ZM178 214H179V213H178ZM195 214H194V216H195ZM214 214H215V213H214ZM239 214H240V213H239ZM239 214H238V215H239ZM252 214H253V213H252ZM252 214H250V215H252ZM260 214H261V213H260ZM55 215H56V214H55ZM238 215H237V216H238ZM242 215H243V214H242ZM255 215H256V214H255ZM257 215H258V214H257ZM207 216H208V215H207ZM224 216H226V215H224ZM240 216H241V215H240ZM243 216H244V215H243ZM248 216H249V215H248ZM248 216L246 215L245 218H247ZM262 216H263V215H262ZM50 217H51V216H50ZM113 217H114V216H113ZM118 217H119V216H118ZM173 217H174V216H173ZM173 217H171V218L173 219ZM211 217H212V216H211ZM226 217H227V216H226ZM233 217H234V216H233ZM233 217H232V218H233ZM241 217H242V216H241ZM249 217H250V216H249ZM249 217H248V218H249ZM48 218H49V217H48ZM57 218H58V216H57ZM202 218H203V217H202ZM212 218H213V217H212ZM242 218H243V217H242ZM256 218H258V217H256ZM213 219H214V218H213ZM233 219H234V218H233ZM260 219H261V216H260V218H259L258 220H260ZM32 220H33V219H32ZM37 220H38V219H37ZM85 220H88V221H85ZM169 220H171V219L169 218ZM214 220H216V219H214ZM234 220H235V219H234ZM237 220H238V219H237ZM247 220H248V219H247ZM250 220H251V218H250ZM253 220H255V219H253ZM27 221H28V220H27ZM27 221H26L25 224H28ZM35 221H36V220H35ZM35 221H34V222H35ZM165 221H166V220H165ZM220 221H221V220H220ZM256 221H257V220H256ZM256 221H254V222H256ZM263 221H264V220H263ZM263 221H262V222H263ZM30 222H31V221H30ZM30 222H29V223H30ZM38 222H40V221L38 220ZM177 222H178V221H177ZM177 222H176V223H177ZM211 222H213V221L211 220ZM230 222H231V221H230ZM233 222H234V221H233ZM236 222H237V221H236ZM165 223H166V222H165ZM182 223H183V222H182ZM194 223H195V222H193V224H194ZM198 223H199V222H198ZM225 223H226V222H225ZM243 223H244V222H243ZM247 223H248V222H247ZM25 224H24V225H25ZM145 224H146V223H145ZM166 224H167V223H166ZM168 224H169V223H168ZM168 224H167V225H168ZM183 224H184V223H183ZM206 224H207V223H206ZM221 224H222V223H221ZM230 224H231V223H230ZM239 224H240V223L237 224V227H238ZM254 224H255V223H254ZM257 224H258V223H257ZM260 224H261V223H260ZM20 225H21V224H20ZM172 225H173V224H172ZM203 225H204V224H203ZM240 225H241V224H240ZM242 225H243V224H242ZM244 225H245V223H244ZM18 226H19V225H18ZM18 226H16V227L18 228ZM21 226H23V225H21ZM61 226H62V225H61ZM113 226H114V225H113ZM221 226H222V225H221ZM230 226H232V225H230ZM246 226H247V225H246ZM255 226H256V225H255ZM263 226H264V225H263ZM185 227H186V226H185ZM201 227H203V226H201ZM218 227H220V226H218ZM223 227L226 228V226H225L224 224H223ZM260 227H261V226H260ZM19 228H20V227H19ZM111 228H112V227H111ZM211 228H212V227H211ZM213 228H214V227H213ZM250 228H251V227H250ZM256 228H257V227H256ZM183 229H185V228H183ZM186 229H187V228H186ZM186 229H185V230H186ZM146 230H147V229H146ZM210 230H211V229H210ZM219 230H221V229H219ZM263 231H264V229H263ZM6 232H7V231H6ZM161 232H162V231H161ZM247 232H248V231H247ZM261 232H262V231H261ZM10 233H11V232H10ZM46 233H47V232H46ZM225 233H227V232H225ZM254 233H255V232H254ZM159 234H160V233H159ZM200 234H201V233H200ZM231 234H232V233H231ZM242 234H243V233H242ZM259 234H260V232H259ZM8 235H9V234H8ZM157 235H158V234H157ZM176 235H178V234H176ZM180 235H181V234H180ZM228 235H229V234H228ZM232 235H233V234H232ZM236 235H237V234H236ZM261 235H262V234H261ZM0 236H1V235H0ZM2 236H3V235H2ZM159 236H160V235H159ZM170 236H173V235H170ZM203 236H204V235H203ZM225 236H226V235H225ZM263 236H264V235H263ZM62 237H63V235H62ZM168 237H169V236H168ZM168 237H167V238H168ZM223 237H224V235H223ZM244 237H245V236H244ZM2 238H3V237H2ZM153 238H154V236H153ZM169 238H170V237H169ZM224 238H225V237H224ZM0 239H1V238H0ZM215 239H216V238H215ZM220 239H221V237H220ZM229 239H230V238H229ZM257 239H258V238H257ZM46 240H48V239H46ZM158 240H159V239H158ZM192 240H194V239H192ZM192 240H191V241H192ZM70 241H71V240H70ZM194 241H195V240H194ZM197 241H198V240H197ZM223 241H225V240H223ZM228 241H229V240H228ZM199 243H202V242L200 241V239H199ZM218 243H219V242H218ZM259 243H260V242H259ZM23 244H24V243H23ZM225 244H226V243H225ZM254 244H256V243H254ZM260 244H261V243H260ZM3 245H4V244H3ZM258 245H259V244H258ZM4 246H5V245H4ZM12 246H13V245H12ZM12 246H8V247H12ZM16 246H17V245H16ZM19 246H20V245H18V248H19ZM27 246H28V245H27ZM27 246H26V247H27ZM217 246H218V245H217ZM220 246H222V245H220ZM224 246H225V245H224ZM226 246H228V244H226ZM1 247H2V246H1ZM6 247H7V246H5V248H6ZM13 247H15V246H13ZM20 247H21V246H20ZM22 247H25V245H23ZM28 247H30V246H28ZM210 247H212V246L210 245ZM228 247H229V246H228ZM228 247H227V248H228ZM240 247H241V246H240ZM15 248H16V247H15ZM31 248H32V246H31ZM34 249H35V248H34ZM247 250H248V249H247ZM257 250H258V249H257ZM38 251H39V249H38ZM40 251H42V250H40ZM45 251H46V250H45ZM233 251H234V250H233ZM244 251H245V250H244ZM248 251H249V250H248ZM248 251H247V252H248ZM47 252H48V250H47ZM52 252H54V250H53ZM240 252H241V251H240ZM242 252H243V251H242ZM55 253H56V252H55ZM231 253H232V252H231ZM231 253H230V254H231ZM236 253H237V252H236ZM125 255H126V254H125ZM239 255H240V254H239ZM61 256H63V255L61 254ZM222 256H223V255H222ZM217 257H218V256H217ZM253 257H254V256H253ZM253 257H252V260H253ZM118 258H119V257H118ZM121 258H122V257H121ZM228 258H229V257H228ZM263 258H264V257H263ZM223 259H224V258H223ZM232 260H233V259H232ZM200 261H201V260H200ZM200 261H199V262H200ZM228 262H229V261H228ZM252 262H253V261H252ZM114 263H115V261H114ZM218 263L220 264V261H219ZM116 264H117V263H116ZM203 264H204V262H203ZM215 264H216V263H215ZM223 264H224V263H223ZM229 264H230V263H229Z\"/></svg>",
	"mask_w": 264,
	"mask_h": 264
}]
</instances>
